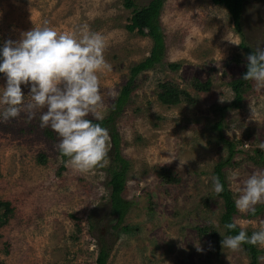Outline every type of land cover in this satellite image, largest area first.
Instances as JSON below:
<instances>
[{
	"label": "rangeland",
	"instance_id": "374dc122",
	"mask_svg": "<svg viewBox=\"0 0 264 264\" xmlns=\"http://www.w3.org/2000/svg\"><path fill=\"white\" fill-rule=\"evenodd\" d=\"M125 1L0 0V48L34 27L103 36L104 56L111 65L100 74L104 118L116 109L132 66L153 47L150 37L128 29L134 13ZM134 1L138 7L150 2ZM244 18L240 34L228 10L213 0H166L161 14L164 60L136 76V87L116 122L121 152L131 163L124 197L134 201L122 226L132 231L113 229L117 221L109 216L112 142L108 166L81 173L65 166L68 158L59 151L60 138L55 132L53 141L40 127V112L32 118L22 112L0 123V198L14 208L0 228L4 264H99L105 243L111 246L107 264L250 263L243 246L233 252L221 245L218 255L212 239L196 230L212 223L227 236L220 222L223 198L213 185L216 166L229 156L226 139L243 140L238 144L243 152L222 169L234 198L251 175L264 173V165L251 158L264 142V88L257 90L252 81L240 107L217 110L234 99L228 82L244 70L248 56L241 42L264 48V2L249 1ZM170 62L179 63L180 69L172 70ZM195 79H210L211 89H193ZM163 81L188 89L194 104L163 105L157 97ZM5 85L1 73L0 93ZM22 88L27 95L29 87ZM218 120L221 131L213 127ZM157 166L172 170L176 180L164 181ZM258 206L262 211L257 217L238 211L235 221L258 231L264 226V204ZM257 247L264 257V248Z\"/></svg>",
	"mask_w": 264,
	"mask_h": 264
},
{
	"label": "clouds",
	"instance_id": "9594fccd",
	"mask_svg": "<svg viewBox=\"0 0 264 264\" xmlns=\"http://www.w3.org/2000/svg\"><path fill=\"white\" fill-rule=\"evenodd\" d=\"M105 48L104 38L98 33H60L48 26L34 27L22 33L19 40H6L0 48V73L6 77L0 93V123L17 119L22 112L29 118L40 112V127H50L60 138L58 148L68 158L66 167L81 173L107 167L110 134L93 122L103 119L100 74L111 70ZM242 78L253 81L257 90L264 88V48L247 56V71ZM22 86L29 87L27 95ZM252 114L255 117L254 109ZM258 147L264 150V142ZM213 185L217 195L223 192L218 177ZM234 203L239 212L255 214L256 205L264 204V173L251 175ZM225 227L240 230L236 235L220 233L223 248L233 252L244 244L264 248V226L250 236L235 220ZM197 251H202L199 244ZM258 259L264 261V257Z\"/></svg>",
	"mask_w": 264,
	"mask_h": 264
},
{
	"label": "trees",
	"instance_id": "16d2710c",
	"mask_svg": "<svg viewBox=\"0 0 264 264\" xmlns=\"http://www.w3.org/2000/svg\"><path fill=\"white\" fill-rule=\"evenodd\" d=\"M249 1L260 2L263 3L264 0H213L216 5L223 6L228 10V13L233 19V23L235 25L236 30L240 34H244L243 21L246 12V4ZM166 0H150L147 5L138 7L134 0H126L125 4L128 8L133 9L134 17L132 18V23L128 25L129 30H136L142 36H148L153 40V47L150 52V55L147 56L141 62L135 64L131 68V77L126 82V84L122 87L121 93L117 98L116 109H114L109 115L105 116L102 120H94V123H100L103 127L108 129L111 142L113 145L114 153L112 159V163L108 168V184L111 189L110 197H109V216L116 219L117 223L113 226L115 230L121 228L125 232L132 231L133 229L129 225L122 226V223L125 221L126 216L129 213L132 204L134 201L128 200L124 197V192L127 188L128 183V173L130 170V160L123 156L120 148L121 144V134L116 127V122L118 119V114L123 113L124 107L128 104L130 96L136 87L135 78L139 73H142L147 70H151L157 64H160L164 60L165 53V34L161 22V14ZM264 30V23L261 25ZM241 48L246 51V55H249L254 50L260 48V46H252L250 43L243 40L240 44ZM168 66L172 70H179L180 64L176 62H170ZM247 71V62H245L244 70L239 74V76H231L228 82V85L231 87L234 93L233 101L224 106H218L217 110L224 112L226 108L231 107H240L245 94L252 87V81H246L242 78V75ZM1 74V73H0ZM191 87L200 92H207L211 89L212 83L211 80L201 81L195 79L190 83ZM158 100L163 105L166 106H177L182 102L188 104H194L195 97L191 94V92L186 88H181L176 86L170 81H163L159 83V91H158ZM221 120H218L214 124V128L218 131L222 130ZM46 134L53 141L57 138L55 131H53L50 127L44 129ZM243 140H239L238 142L229 141L226 139V142L229 145V156L226 161L220 162L215 168L216 177L220 179V182L224 186V190L219 195L223 198L224 202V211L221 214L220 222L224 227L226 235H236L239 232V227L235 230H228L225 225L227 223L235 220V217L238 213V210L235 207V198L233 192L228 188L225 174L223 172V168L225 164L229 163L230 160L243 150L238 148V144H241ZM254 155L251 156L254 162L258 164L264 165V152L262 149L256 148L254 150ZM66 158V156L63 155ZM155 171H158V175L164 181H173L176 178L172 175V170L167 167H156ZM150 209H153L150 204ZM262 211V207H256L255 214L248 213V217L255 218ZM14 212V208L12 206L11 201L3 200L0 198V228L6 225L12 214ZM197 232L201 236H208L212 239L215 244L214 251L216 254L221 253V240L222 236L220 235L219 227H216L212 223L204 224L196 227ZM248 235L250 236L253 232L250 230H246ZM106 244V243H105ZM102 245L99 252V264H107V260L110 255L111 246L109 244ZM245 252L250 258L249 264H261L258 259L262 250H260L257 246L244 244L242 245ZM0 264H4L0 260Z\"/></svg>",
	"mask_w": 264,
	"mask_h": 264
}]
</instances>
